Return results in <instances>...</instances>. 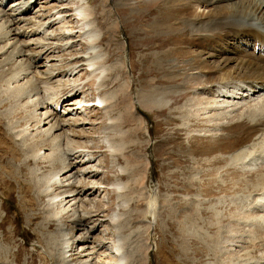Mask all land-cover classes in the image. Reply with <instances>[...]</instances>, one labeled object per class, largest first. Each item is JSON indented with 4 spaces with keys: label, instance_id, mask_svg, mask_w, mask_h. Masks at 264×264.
I'll use <instances>...</instances> for the list:
<instances>
[{
    "label": "rangeland",
    "instance_id": "374dc122",
    "mask_svg": "<svg viewBox=\"0 0 264 264\" xmlns=\"http://www.w3.org/2000/svg\"><path fill=\"white\" fill-rule=\"evenodd\" d=\"M14 1L0 6L3 11L0 19L9 18L10 7L23 0ZM78 1L33 0L22 18L29 20L12 26V30L18 27L21 31L32 27V33H38L37 24H47L46 32L41 34L42 47L31 44L25 50H40L45 53L42 57L53 59L50 64L56 66L57 75L52 81L47 84L37 81L34 68L29 70L34 74H26L28 71L21 76L24 80H16L14 77L23 69L28 70L29 65L27 62L13 65L9 56L0 55V264H64L65 252L77 254L81 244L93 248L88 251L95 252L94 256L105 252L110 259L113 253H109L108 246L113 247L117 240L128 264H257L258 254L264 251V239L262 242L259 238L264 234V210L260 201L256 202L264 197V134L257 120L259 112L254 111L255 116L245 113L226 125L220 118L206 121L207 114L202 115L201 108L206 101H221L216 98L220 96L218 55L230 50L229 44L235 46L228 59H250V54L257 55L256 50L244 41L234 43L215 34L209 39L190 35L188 22L194 17L201 21L202 10H208L197 8L193 2H188L190 10L183 12L185 0L174 6L169 0H158L150 6L151 0H85L91 11L90 21L101 33L95 46L105 55L102 66L107 68L103 74L97 71L90 75L84 64L89 47L79 29ZM58 16L61 17L54 21ZM3 33L1 28L0 41ZM35 38L34 34L19 36L18 44L22 46ZM199 83L204 88L194 92ZM70 86L79 92L63 99L56 107L58 111H54L67 125L55 133L61 138L54 144L60 140L62 146L63 136L74 143L89 142L91 154L84 151L74 155L80 159L72 158L91 161L78 169L98 170L94 179L84 180L92 181L102 192L82 197L88 201L82 207L89 216L84 223L77 222V215L72 216L71 211L62 214L56 206L47 207L53 193L61 191L52 189L49 197L39 193L43 176L51 170L49 163L34 161L33 154L29 151L26 154L22 143L11 141L12 136L22 131L21 134H32L36 117L55 110L51 101L60 100L73 90ZM120 86L121 96L114 93ZM163 91L167 95L162 98L170 100L167 107L149 111L137 105L141 98H154ZM174 91L185 93L175 96ZM113 93L117 96L111 98ZM102 96L110 101L104 108L97 104V98ZM30 99H39L45 105L39 104L34 109L26 103ZM64 101H70L68 107L84 101L96 106L78 111L77 115L76 112L63 115L68 109ZM251 106L261 108V100ZM110 107L113 110L105 118V109L109 111ZM128 113L134 120L122 123ZM113 120L115 123L108 128ZM103 137L120 153L109 155ZM30 143L43 145L41 153L46 155L53 151L51 144H41V140ZM13 148L20 152L11 154ZM77 152L80 150L73 154ZM236 152L240 157L232 160L230 155ZM131 160L136 169L132 168ZM61 176L64 182L69 179L67 173ZM100 183L105 189H99ZM116 184L122 191H116ZM115 214L120 220L115 218L113 223H117L111 224ZM253 240L256 241L252 245ZM101 242L108 243L102 247Z\"/></svg>",
    "mask_w": 264,
    "mask_h": 264
},
{
    "label": "bare ground",
    "instance_id": "6f19581e",
    "mask_svg": "<svg viewBox=\"0 0 264 264\" xmlns=\"http://www.w3.org/2000/svg\"><path fill=\"white\" fill-rule=\"evenodd\" d=\"M10 1L11 2L13 1V3L16 2L14 0H9V1H5V2H10ZM156 1H158V0L148 1V6L152 5L153 2H156ZM5 2H3V0H1L0 6H2L3 3H5ZM179 2H180V0H169L170 5H173V6L178 4ZM188 2L190 4H192L191 2L195 3L197 8H199V9H201V8L208 9L206 12L202 10L201 15L203 16L205 21H203V18H201L202 20L199 21L200 18H197V17H194L191 20L189 19L190 21L188 22V26H189V34L190 35L196 36V37H201L202 39H209L210 37H212L215 34L216 36L225 37V39L234 40V43H235V41H237V42L244 41L246 46L247 45L251 46L253 48V51L255 52V50H256V52H257L256 56L248 54L250 56L249 57L250 59H246V60H241V59L235 60V59H231V58L228 59L227 55H229L233 52V49H234L233 46H235L234 44H229V46L231 47V48H229L230 50H225L224 52H221L218 55V58L221 59L219 62V70H218V71H221V73L219 74L220 82H217V84H219L218 96L219 95L220 96L216 97V98H221V101H215V99H213L212 101H209V102L206 101L203 104V106L201 107L202 111L204 112L202 115L207 114L206 115L207 116L206 121L207 120H214V119L217 120L218 118H220V119H222V121L223 120L225 121L223 124L227 125L228 121L232 122L234 118L240 119V118H242V116L245 113L249 114L251 116H255L254 111H257V112H259V115H260V118L257 120H258V123L260 124V126L262 127L261 132L264 134V0H188V1L185 0V2H182L183 5L181 7V10L183 12L188 10V9L190 10V5L188 4ZM32 3H33V0H23L19 4L17 3L16 5H12L10 7V10H9L10 14H7V17H9V18L5 19V18L1 17L0 29L2 28L4 30V33H3L4 37H3V40L0 41V55L1 56L6 55V57L9 56L10 62L13 65L17 64V66H20L19 64L26 63V62H27L26 64L29 65L28 70L23 69L21 73H18L17 77H14L16 80H19V81L24 80L25 77L22 78L21 76L25 72H28L29 70L34 68L37 70L36 71V74H37L36 78L38 79L37 81L43 80L47 84V83H49V81H52L57 75L55 73L56 66L54 64H50L53 59L50 57H42V55L45 53H43L40 50L39 51H36V50L31 51L30 49L25 50V48L30 46L31 44L35 45V47H42V43L44 42L43 41L44 38H42L41 34H44V32H46L45 29L47 27V24L39 22V24H37L38 28H36V29H39L40 31L38 33L35 32L37 34L32 33V29H31L32 27H28L24 31L18 30V27L15 30H12V26L14 24L18 25L22 21L29 20V19H22V18H24L26 13L28 12V10H30ZM78 3H79V7L76 9V11H77V15H78L80 22H81V26L79 27V29L81 30L82 35H83L82 39H84L86 41V43L88 44V47H89V51L86 53V56L84 58V61H85L84 64H86L85 68L87 67V70L89 71L90 75H94L97 71H99L98 74H101V73L103 74L107 69L106 67L102 66L106 57L102 53V50H100V48L95 46L96 44H98L97 43L98 40H100L99 37L101 36V33L97 30V28L94 27V25L90 21L91 20L90 19L91 11H90V8L88 7L87 2L85 0H79ZM0 12L2 13L3 11H0ZM60 17L61 16H58L57 18L53 17V18H55L54 21L58 20ZM1 20H3V21H1ZM54 21L51 22V24H53ZM195 24H198L197 25L198 27H196ZM180 26L186 28L187 25L186 24L185 25L180 24ZM205 26L207 29H204ZM29 29H31V30L28 33L27 30H29ZM209 30H213V31L208 33ZM213 32H215V33H213ZM67 33H68V35L72 34L71 31H67ZM29 34H31V35L34 34L35 36H37V38H35L32 41L27 40V42H24L22 46L20 44H18L20 41L19 36L28 37ZM8 51H10V52H8ZM32 57H35V58L32 59ZM231 60H233L232 66L228 67V63L231 62ZM2 62L4 63L3 60H2ZM31 73H33V72L29 71L26 74L31 75ZM26 74H24V75H26ZM116 80H117V77L115 78L114 82ZM55 82L57 83L58 81H55ZM120 87H119L120 88L119 90L114 91L115 94L120 95V93H122V86H120ZM196 87L197 88L194 89V92L199 91L200 88H204V85L199 83L196 85ZM71 88L73 90L68 91L66 93V95L64 97H62L60 100L51 101V104H53L56 108V107H58V105L60 103H62L63 99L71 98L72 96H74V94H77L76 91L79 92V90H76V88H73V87H71ZM211 92H212V90H211ZM114 93H113V95L110 94L109 96L112 95L111 98L116 97L117 95L115 96ZM172 93L175 96H180L181 94L185 93V91L184 92L183 91H174ZM166 95H167V93L164 91L159 92V93L157 92V94L154 96V98L149 99V98L144 97V98H141L139 100V104H137V103L136 104L138 106L142 107V109H144V110L149 109V111H150V109L154 110V109L161 108V107H167L169 105L170 100H165V98H162L163 96H166ZM123 97L125 98V97H127V95L124 93ZM155 97H159V98H155ZM211 97L213 98L214 95L212 94ZM29 98H31V97H29ZM57 98H59V97H57ZM106 98L108 99L109 97H106V96H102V98L98 97L97 98V104L98 103L101 104L102 108L106 107L107 105H109L107 102H110L109 100L106 101L105 100ZM39 99H41V98H39ZM121 99H123V98H121ZM38 100L35 101V100L30 99L26 103L33 105L34 109H36L39 106V104L45 105L43 103V101L40 102V100L39 101ZM41 100H43V99H41ZM143 100H145V101H143ZM257 100H261V108H259V109L253 108L251 106V103L255 102ZM70 101H67V102L64 101L65 103L63 102V105H65V107H68L67 105H69ZM84 102H86V103H84V104L78 103V104H74V105L71 104L72 106H69V107H74V108L69 110V107H68V109L64 111L65 113L63 112V115H70L71 113H74V112H76L75 115H77L78 111H81L83 109L84 110L90 109V107L96 106L94 104H89L88 101H84ZM36 104H37V106H36ZM191 104H192V102H191ZM46 105L48 106V104H46ZM113 106H115V105H113ZM116 106H117V104H116ZM65 107H64V109H65ZM190 107H193V106L191 105ZM112 108L113 107H110L109 111L107 109H105V112H104V116H106L105 118H107V115L110 114L111 110H113ZM193 109H194V107H193ZM56 110H57V108L55 110H48L44 114H40V117H36V121L34 124V128H36V129H34V132H33V128H32V134L31 133L30 134H27V133L21 134L23 132L22 131L21 133H18V134H15L14 136H12L11 141H16V142H18L19 145H20V143H22L21 146H24V148L27 150L26 154L28 153V151L30 152L29 154H33L32 158L34 159V161L39 162V163H45V162L49 163L51 170L49 171V173H47V175H45L46 177L43 176V178H42L43 184L41 185V188L38 187L39 193H40V195L49 197V196H52V194L50 193V192H52V189H54V190L60 189L61 191H58L57 194L53 193V197L48 199V201H47V207L56 206L58 208L59 212L62 214H67L71 211V212H73L72 216L77 215V217H76L77 222H79V223L88 222L89 221L88 213L86 211H84L82 208L85 205V203H87L88 201L86 199H82V197L83 196L90 197V196H93L94 194H96V192L97 193L102 192L101 190L98 191V188H97L98 186H96L95 183H93L92 181L91 182L86 181L87 179H94L96 177V172H98V170H94L93 167H87V168H85L86 170L78 169L79 166H82V165L89 163L91 161H87V159H86V161H84L85 159L75 161L76 159H80V157H77V158L75 157L77 154H79L81 152L83 153L84 151H86V153L89 152V150H88L89 149L88 148L89 142L74 143V141H71L68 136L67 137L63 136L64 138L62 140V146L60 145V140L56 145L54 144L55 142L58 141L57 138H61V135H55V133L61 131L63 128H65V126H67V125H65L66 121L64 119H60L58 117V114L54 113V111H56ZM66 112H68V114H66ZM208 114H209V116H208ZM132 116H133L132 114H129V116L122 118V123L128 122L130 120H134V119H132ZM252 119H253V117H252ZM114 121L115 120L108 123V125H107L108 128H109V125L115 123ZM250 121H252V120L250 119ZM247 124H249V123H247ZM74 125H76V121H74ZM263 137H264V135H263ZM23 138H25V140H22ZM35 139L41 140V144H44V145H45V143L51 144V147H52L51 149L53 151L51 153H48L47 155L44 154L45 152L41 153L43 145L42 146L41 145L34 146L33 145L34 143L33 144L30 143ZM87 140H89V139H87ZM102 141L104 143L103 146L105 148L107 147V151L109 152V155H113V154L117 155L118 154L119 148H116V150H115L114 148L116 146H114L112 143H110V140L108 138H106V139L104 138V140H102ZM91 142L92 141H90V144H92ZM72 144L77 145L76 148H73L74 147V145H73L72 149H70L69 147ZM259 144H260V142H259ZM259 148H261V147H259ZM263 148H264V146H263ZM17 149L18 148H13L14 151H10V153L11 154L12 153L13 154L19 153L20 151L19 150L17 151ZM76 150H80V152L73 154V152ZM243 150H245V148H243ZM237 152H236V154L233 153L230 155V158L232 160H234L235 158L238 159V156L240 155V153H237ZM29 154L27 156H29ZM87 154H85V155H87ZM94 155H96V154H94ZM73 156L75 157V160L72 158ZM29 157H31V156H29ZM29 157H27V158H29ZM91 157H93V154ZM32 158H29V159H32ZM259 161H261V160H259ZM131 162H132V166H133L132 168L136 169L133 160H131ZM74 168H77V169H75V172L73 174L70 173V171ZM120 171L123 172V171H127V170L121 169ZM6 173H8V172H6ZM65 173H67V175H69V179L64 182L63 181L64 178H62V177H64L65 175L61 176V174H65ZM137 173H139V172H137ZM140 174H141V172H140ZM135 175L139 176L137 174H135ZM138 178H140V176L137 177V179ZM84 179H86V180H84ZM263 179H264V177H262V180ZM74 183H79V185H74ZM89 184H92V185H89ZM101 184H102V186L99 189H101V188L105 189V186H103V183H100V185ZM119 186H120L119 184H116V186H115L116 191L122 189ZM262 190H264V189H262ZM116 193L118 194V192H116ZM69 197H71L72 200L66 201V199ZM263 198L264 197L258 198V200H256V202L260 201L259 203L263 206V210H264V199ZM258 207H259V205H258ZM262 213H264V212H262ZM58 215H59V213H58ZM115 218H118L116 214L112 216L111 224L114 222ZM74 219H75V217H74ZM258 220H260V219H258ZM116 223L117 222L115 221V223H113V224H116ZM261 232L263 233V229ZM255 237H257L256 239L258 240V236H255ZM87 238H88V235L85 239H87ZM259 238H261V241H262L264 239V234H261V237H259ZM255 241L254 240L251 241L252 242L251 244L253 245L255 243ZM238 242H239V239H238ZM106 243H108V242H101L100 245L102 247H104L106 245ZM235 244H232L233 245L232 247H234ZM64 247H65V244H64ZM66 248L68 249V247H66ZM263 248H264V242H263ZM88 250L92 251L93 248L86 246V244H81L80 248L77 249V254L68 255V254H66V252H65V254L62 253V254H64L63 255L64 264H128L129 263V260L126 258L125 254L122 250V245H121V242L119 240H117V243L113 247L110 248L108 246L109 253H111V254L113 253V255L110 259H107L109 257L108 253L106 254L105 252H101V255H98V257H96V256H94L95 252L91 253ZM86 252H88V254H86ZM237 252L238 251H236V250L234 251L235 254H237ZM97 253H98V251H97ZM86 255H88L90 258H86ZM116 256H117V259H116ZM70 257H72V258H70ZM230 257L233 258L232 255ZM258 257L260 258V261L257 264H262V262H264V251L262 252V254L261 253H260V255L258 254ZM234 259L235 258H233V260Z\"/></svg>",
    "mask_w": 264,
    "mask_h": 264
}]
</instances>
